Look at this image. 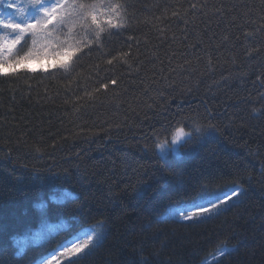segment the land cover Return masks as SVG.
<instances>
[{"label":"trees","instance_id":"trees-1","mask_svg":"<svg viewBox=\"0 0 264 264\" xmlns=\"http://www.w3.org/2000/svg\"><path fill=\"white\" fill-rule=\"evenodd\" d=\"M128 3L131 26L106 35L102 48L76 60L71 75L52 66L47 71L27 67L33 61L54 63L50 59L27 61L15 76L0 74V264H38L101 219L106 221L102 238L77 264H140L141 254L150 264H202L225 247L231 255L208 264H264V188L258 182L264 113L252 111L264 103L258 99L264 87L253 83L264 69V52L246 56L242 32L251 25L241 29L227 23L249 8L253 18L264 14L261 0H207L209 7L223 3L237 9L223 18L198 13L188 25L187 41L183 22L165 20L159 24L168 27L163 42L153 27L159 23L155 18L166 6L187 8L189 0ZM27 10L34 19L40 15ZM50 30L63 38L67 26ZM5 35L15 34L5 30ZM128 36L139 40L144 61L139 72L122 62L107 64L129 44L137 58L136 41ZM32 39L25 36L19 55L32 48ZM198 39L203 43L195 49L186 47ZM172 68L176 71L170 74ZM162 75H170L175 87H168ZM111 78L120 83L94 101L84 95ZM193 120H210L219 132L199 138L194 133L179 154L162 155L151 147L154 133L163 138L170 126ZM172 169L175 174H169ZM234 179L244 182L248 194L219 215L183 221L175 214L177 208L206 201L202 185L214 190ZM142 225L147 226L143 231Z\"/></svg>","mask_w":264,"mask_h":264},{"label":"snow or ice","instance_id":"snow-or-ice-1","mask_svg":"<svg viewBox=\"0 0 264 264\" xmlns=\"http://www.w3.org/2000/svg\"><path fill=\"white\" fill-rule=\"evenodd\" d=\"M8 8L15 9L16 14L21 18L18 22L11 16H0V28L8 30L15 35L10 38L0 37V74L7 76H15L17 69L20 66L26 67V62L30 60H52L53 69H61L65 74L71 75L75 68L77 59L84 55H90L93 48H102L104 45V38H111L114 33H122L123 30L131 26L130 21L133 18V13L129 11L130 5L128 0H52L46 3L45 0H27V5L24 3L17 4L15 0H10L7 4ZM31 7L40 13L34 20L25 15L27 8ZM237 5H224L223 3L212 5L209 7L207 0H189L188 7L177 5L169 9L165 7L159 17L155 20L158 24L153 27L159 33L158 39L161 42L165 41L167 37L168 27H160L159 24L164 23L165 20H176L183 22L185 27L182 30V35L185 41L188 40V25L194 21L197 14L208 16L209 13L217 15L221 18L225 17L229 12H235ZM260 12L264 13V0H261ZM243 19V23H237L239 19ZM146 23L148 21H145ZM228 24L232 27H239L243 29L245 25H251V28L242 32L246 50L245 54L248 57H253L264 52V39L259 43H249L256 41V38H264V14H259L255 18L252 15V9L241 13V16L233 15L228 19ZM67 26V32L60 35H53L50 29H63ZM170 27V26H169ZM77 28L80 29L77 32ZM31 34L32 48L23 55L17 53V48L25 39V36ZM214 36L215 33H212ZM211 39V37H210ZM229 37L225 35L223 41H227ZM240 39V37H236ZM127 40L136 41L137 44V58L133 59L131 51L132 45L129 44L128 51H123L117 55L107 59L108 65H114L116 62H122L128 67L130 71L139 72L141 66L144 64L143 60L139 59V40L134 36H128ZM171 40L175 42L177 37L173 33ZM148 43V41H145ZM203 43L202 40H196L195 43H188L186 47L195 49L197 44ZM171 47V45H169ZM176 53H172L174 57ZM153 59H159L157 53H153ZM163 63V61H161ZM186 65H190L191 61L185 60ZM208 64L211 66L212 58L209 54ZM182 71L192 70L185 69L184 65H177ZM7 69V71H5ZM47 71V69H44ZM152 71L155 74V64H153ZM161 71H163L161 69ZM176 69H170V74ZM161 80L169 81L168 87H175V81L169 76H161ZM152 82L158 83L154 76ZM259 82L261 87H264V69L256 75L253 83ZM120 83L118 78H111L108 82L101 83L99 87L95 88L93 92L85 91L84 95L89 100L94 101L99 93L107 92L110 85L114 88ZM148 92V86L144 87V93ZM162 95V91L158 92ZM78 99H83L79 97ZM258 99L264 101V92L258 93ZM149 108L152 105H148ZM254 114L264 113V103L260 108L253 107ZM212 132H219L216 124L198 123L193 120L192 124H184L177 122L170 126L167 134L161 138L159 134L154 133L155 139L151 147L158 150L160 153L167 151L176 152L177 146L183 147L195 133L197 138L210 135ZM149 150V146L145 145V151ZM36 151H39L37 148ZM158 163L163 164V161ZM175 174V169L169 172ZM251 181L252 177L249 176ZM258 182L264 188V162L261 163V172ZM249 189L245 187L241 179H234L226 183L221 188L209 190L208 185H202L200 189L201 198H206V202L195 204L191 208H177L175 214L183 221H200L204 218H211L213 215H219L221 210L225 208L231 201H241L248 194ZM218 193V194H217ZM264 220V217H262ZM106 221L101 219L97 225L89 232L85 233L83 238H76L75 240L62 245L57 254L52 255L45 264H77V261L82 260L97 246L98 241L102 238ZM147 226L142 225L141 231ZM236 247V245H233ZM142 253V248H141ZM222 256L231 255V253L221 252ZM140 264H150L148 256L140 255Z\"/></svg>","mask_w":264,"mask_h":264},{"label":"rangeland","instance_id":"rangeland-1","mask_svg":"<svg viewBox=\"0 0 264 264\" xmlns=\"http://www.w3.org/2000/svg\"><path fill=\"white\" fill-rule=\"evenodd\" d=\"M10 2V0H0V16H4V17H8V16H11L13 17L14 19H17L18 22L21 21V18L16 14V11L15 9H12V8H8L7 7V4ZM46 3H50L52 2V0H45ZM15 3L17 4H21V3H24L23 0H15ZM25 4V3H24ZM26 16H28L30 19L34 20V18L29 14V11L27 10V12L25 13ZM0 37H5V38H10V36L6 37L5 36V29H2L0 28ZM53 63L51 62H47V61H44L42 63H39V62H30L27 67L29 70L31 71H39V70H44V69H48L52 66ZM5 71H7V69H5ZM168 152V151H167ZM166 153V152H165ZM175 154H179L180 153V146H177V151L174 152ZM162 155H164V153H161ZM206 202V201H205ZM204 203V202H203ZM193 207V206H191ZM191 207H188V208H191ZM84 234L77 237V238H83ZM75 240V239H74ZM73 241V240H72ZM23 251V249H21V252ZM229 251V249H226V250H222L220 252H217L215 255V258H213L210 262L214 261V260H217L218 258H220L222 255H221V252H225L227 253ZM59 252V251H58ZM58 252L54 253V254H57ZM220 253V254H219ZM53 254V255H54ZM52 256V255H51ZM51 256H48V257H51ZM46 257L42 262H40L39 264H45V260L48 258Z\"/></svg>","mask_w":264,"mask_h":264},{"label":"bare ground","instance_id":"bare-ground-1","mask_svg":"<svg viewBox=\"0 0 264 264\" xmlns=\"http://www.w3.org/2000/svg\"><path fill=\"white\" fill-rule=\"evenodd\" d=\"M57 199H58L57 196H55V197L52 198V200H57ZM219 254H220V253H219ZM215 256H216V255L212 256V257H211L210 259H208L206 262L212 260L213 258H215ZM49 258H50V257H48V258L45 260V262H46Z\"/></svg>","mask_w":264,"mask_h":264}]
</instances>
